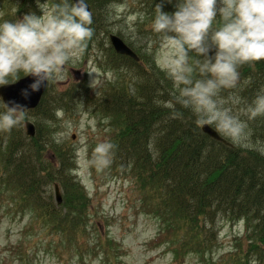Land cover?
<instances>
[{
    "label": "trees",
    "instance_id": "trees-1",
    "mask_svg": "<svg viewBox=\"0 0 264 264\" xmlns=\"http://www.w3.org/2000/svg\"><path fill=\"white\" fill-rule=\"evenodd\" d=\"M85 1L87 16L71 0H0V7L10 21L9 35L30 30L45 4L65 21L70 13L87 53L105 44L116 0ZM230 2L206 19L198 0H136L137 38L172 41L185 51L187 69L178 79L156 66L152 51L143 53L140 44L123 39L139 61L112 48L101 51V58L94 54L98 67L115 75L101 92L77 83L49 96L50 79L30 113L9 112L0 103L1 187L12 192L17 206L36 212L64 245L85 243L89 197L75 173V147L60 142L54 127L60 110L91 109L112 127L92 158L134 185L139 208L158 223L156 239L166 241L175 259L193 254L211 263L220 222H243L244 237L216 264H264V0ZM209 102L213 111L206 108ZM26 114L36 127L33 137L25 133ZM204 122L231 145L203 133ZM235 125L245 141L230 134ZM54 184L62 193L60 205L52 200Z\"/></svg>",
    "mask_w": 264,
    "mask_h": 264
},
{
    "label": "rangeland",
    "instance_id": "rangeland-1",
    "mask_svg": "<svg viewBox=\"0 0 264 264\" xmlns=\"http://www.w3.org/2000/svg\"><path fill=\"white\" fill-rule=\"evenodd\" d=\"M230 1L198 0V4L207 19L223 11ZM109 13V33H120L126 42L140 44L143 53L152 51L156 66L174 75L175 79L185 72L188 63L179 44L165 40L144 43L137 38L133 26L140 14L136 0H116L109 7ZM9 27V18L2 15L0 7V81L16 80L37 65L51 69L49 96L71 91L77 84L73 83V68L80 71L79 81L84 84L78 87L90 92H101L115 80L113 72L98 67L94 56L96 53L101 58L98 52L109 51L108 38L107 43L102 39L105 44L97 43L84 53L86 40L70 13L65 21L62 12L55 14L45 4L30 30L9 35ZM211 107L209 102L206 108L213 111ZM92 112L82 107L60 110L56 112L59 121L54 127L60 142L71 141L75 147V173L89 197L86 212L90 218L85 243L77 247L76 242L75 246L59 242L57 233L52 232L36 212L17 206L12 192L1 187L0 180V264H216L217 257L227 260L236 240L244 237L243 222H220L219 244L211 263H203L193 254L186 255L183 260L175 259L166 241L156 239L158 223L139 208L140 194L134 185L123 176L108 172V168L100 167L98 160L92 158L96 149L103 148L112 135V127L107 122L101 123L102 116L98 118ZM27 117L31 119V114ZM232 128L230 134L245 141L236 125ZM52 200L56 203L54 198Z\"/></svg>",
    "mask_w": 264,
    "mask_h": 264
},
{
    "label": "water",
    "instance_id": "water-1",
    "mask_svg": "<svg viewBox=\"0 0 264 264\" xmlns=\"http://www.w3.org/2000/svg\"><path fill=\"white\" fill-rule=\"evenodd\" d=\"M72 2L79 13L87 15L90 12L89 5L85 0H72ZM109 40L116 53L129 56L136 61L138 60V56L119 36L110 34ZM74 73L77 78L79 72L74 71ZM46 86L47 70L43 67H37L16 82L0 85V98L9 111L24 112L38 105ZM25 128L27 135L33 136L35 134V128L31 122L27 121ZM202 131L213 139L227 144L209 124L204 123ZM54 190L56 202L60 204L62 197L58 185L54 186Z\"/></svg>",
    "mask_w": 264,
    "mask_h": 264
},
{
    "label": "bare ground",
    "instance_id": "bare-ground-1",
    "mask_svg": "<svg viewBox=\"0 0 264 264\" xmlns=\"http://www.w3.org/2000/svg\"><path fill=\"white\" fill-rule=\"evenodd\" d=\"M206 86V85H205ZM215 140V139H214Z\"/></svg>",
    "mask_w": 264,
    "mask_h": 264
}]
</instances>
